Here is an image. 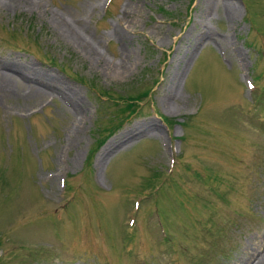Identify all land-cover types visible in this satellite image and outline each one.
I'll use <instances>...</instances> for the list:
<instances>
[{"label":"rangeland","instance_id":"1","mask_svg":"<svg viewBox=\"0 0 264 264\" xmlns=\"http://www.w3.org/2000/svg\"><path fill=\"white\" fill-rule=\"evenodd\" d=\"M0 264H264V0H0Z\"/></svg>","mask_w":264,"mask_h":264},{"label":"bare ground","instance_id":"2","mask_svg":"<svg viewBox=\"0 0 264 264\" xmlns=\"http://www.w3.org/2000/svg\"><path fill=\"white\" fill-rule=\"evenodd\" d=\"M78 23V22H77ZM73 24V23H72ZM75 24V23H74ZM80 25V24H79ZM71 28V27H70ZM80 29V28H79ZM119 29V28H118ZM71 33L70 34L74 39L76 40H80L79 38L83 39V34L81 35L78 31H76L75 29H72L71 30ZM85 36V35H84ZM83 45L88 47L93 50L95 49V44H94V41H92V39H89V37H84L83 39ZM94 54V53H93ZM100 58V57H99ZM130 62V61H129ZM42 95V93H40V91L37 90V95ZM77 123V122H76ZM72 129V134H78V127L76 124H74V122L71 124V128ZM71 132V131H70ZM70 134V133H69ZM102 157V156H101ZM105 157V156H104Z\"/></svg>","mask_w":264,"mask_h":264},{"label":"trees","instance_id":"3","mask_svg":"<svg viewBox=\"0 0 264 264\" xmlns=\"http://www.w3.org/2000/svg\"><path fill=\"white\" fill-rule=\"evenodd\" d=\"M138 101H139V97H135V96H132V97H129V99H128V102L126 103V106L128 107V108H132V110H134V106L135 105H137V103H138ZM125 106V107H126Z\"/></svg>","mask_w":264,"mask_h":264}]
</instances>
